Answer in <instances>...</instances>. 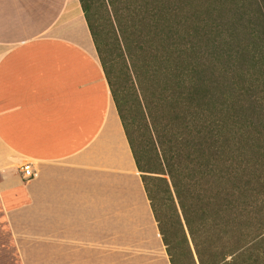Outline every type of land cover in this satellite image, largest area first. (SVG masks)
Returning <instances> with one entry per match:
<instances>
[{
  "label": "crops",
  "instance_id": "crops-1",
  "mask_svg": "<svg viewBox=\"0 0 264 264\" xmlns=\"http://www.w3.org/2000/svg\"><path fill=\"white\" fill-rule=\"evenodd\" d=\"M0 216L18 264H171L79 0H0Z\"/></svg>",
  "mask_w": 264,
  "mask_h": 264
},
{
  "label": "trees",
  "instance_id": "trees-1",
  "mask_svg": "<svg viewBox=\"0 0 264 264\" xmlns=\"http://www.w3.org/2000/svg\"><path fill=\"white\" fill-rule=\"evenodd\" d=\"M225 2L231 4L227 11L214 9ZM79 3L138 171L169 178L141 176L170 263L176 264L175 246L160 223L152 179L164 182L165 201L172 202L177 217L173 195L178 201L184 222L179 220L181 246L193 264L183 226L198 264H264L258 234L231 241L243 230L257 233L258 226H264V208L258 204L260 199L264 204V0ZM102 5L132 67L135 47L153 82L163 77L160 83L168 84L145 104L150 123L146 149L132 138L110 62L101 49L97 9ZM166 104L167 115L161 109ZM210 231L215 242L211 233L206 235ZM203 232L200 243L198 233Z\"/></svg>",
  "mask_w": 264,
  "mask_h": 264
},
{
  "label": "rangeland",
  "instance_id": "rangeland-1",
  "mask_svg": "<svg viewBox=\"0 0 264 264\" xmlns=\"http://www.w3.org/2000/svg\"><path fill=\"white\" fill-rule=\"evenodd\" d=\"M100 1V0H98ZM216 1V0H213ZM231 3V2H230ZM231 6V4H228L225 2L224 7L215 6L214 9L227 11L228 8ZM105 6H100L97 9V18L99 20V26H100V39H101V49L103 51L104 57L110 62L112 72H113V79L115 81V86L117 89V95L118 98L122 99L124 104V115L126 117L128 128L130 133L132 134V138H134V141L137 140V142H141L140 144L143 146V149H146L147 143L149 140V131L147 130V126L150 127L149 119L146 113L145 104L148 102L150 104L151 97H155L153 94L156 95L160 94L162 90L166 89L168 84L166 80H163L161 83L163 77H161L158 81L153 82L151 75L149 73V70L147 68V63L144 61L142 62V53H140V50H136L133 44L134 49L132 50V55L134 58V66L132 67L131 61L128 60L125 54V49L123 45L120 47V35L117 31V27L114 24V26L111 24V21L109 22V17L107 15V11L105 10ZM217 13L213 16L216 17ZM114 27H116L117 34L119 36V42L117 41V37H115ZM122 43V41H121ZM149 43V40H148ZM147 47H149V44H147ZM121 52L124 54L123 57H121ZM135 55V56H134ZM125 57V58H124ZM126 61V62H125ZM127 64V65H125ZM136 69L137 71H134ZM137 72V75H136ZM154 79V78H153ZM145 96V97H144ZM146 98V99H145ZM152 107V105H151ZM168 107L169 105L166 104V107H163L161 109H165L166 115L168 113ZM166 115H164L166 117ZM160 116V115H159ZM167 118V117H166ZM146 163V160L143 161V164ZM140 176H152L153 178H165L167 181H169V178L164 175H157V174H147L138 171ZM150 187L154 194L157 196V209H158V215L160 218V223L165 229L167 239L170 243V245L175 246V249H172V254L174 257V260L176 264H193V261L191 260V256L189 255L188 249H186L185 245L181 246V243L183 241V237L180 232V224H183V220L181 218V211L178 207V201L176 200L175 196L173 195L174 204L177 208L179 217H177V213H175L174 206L171 201L167 199L165 201L166 196L163 194L164 190V182L159 181V179H152V181L149 182ZM262 197V196H261ZM263 198V197H262ZM159 200V201H158ZM259 205H263L262 200L258 202ZM180 218V219H179ZM184 225V224H183ZM187 240L189 242V246L191 249V252L194 256L195 264H198L196 256L194 254V247L191 241V238L188 234V231L186 230V227L183 226ZM264 226H258V232L255 233L252 231H242L241 233L236 234L231 241H235L236 236L244 235V240L247 239V236L249 235L252 239V235L255 236V234H258V241L263 238V242L261 244H264ZM210 232H207L206 235L210 234ZM214 234V236H213ZM205 237V233L202 234L198 233L197 240L203 242ZM211 238L215 242L216 235L215 232L211 233ZM248 239V240H249ZM228 243L230 241H227ZM264 248V247H263ZM263 253V250H260ZM0 264H18L16 260L15 253L13 251V247L8 235V232L6 231L0 216Z\"/></svg>",
  "mask_w": 264,
  "mask_h": 264
},
{
  "label": "built area",
  "instance_id": "built-area-1",
  "mask_svg": "<svg viewBox=\"0 0 264 264\" xmlns=\"http://www.w3.org/2000/svg\"><path fill=\"white\" fill-rule=\"evenodd\" d=\"M21 173H22L23 178H24L25 181H29V180L37 177V173L36 172H33L30 169V166L29 165H24L22 167V169H21Z\"/></svg>",
  "mask_w": 264,
  "mask_h": 264
}]
</instances>
